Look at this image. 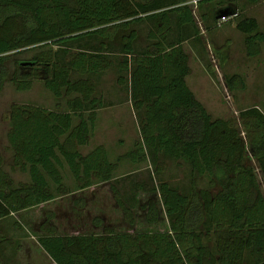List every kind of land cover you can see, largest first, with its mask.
Wrapping results in <instances>:
<instances>
[{
	"label": "trees",
	"instance_id": "1",
	"mask_svg": "<svg viewBox=\"0 0 264 264\" xmlns=\"http://www.w3.org/2000/svg\"><path fill=\"white\" fill-rule=\"evenodd\" d=\"M186 1L0 0V88L8 80L25 90L40 78L54 97L66 96L65 110L9 106L6 138L13 164L29 179L10 186L0 169V218L69 192L59 170L66 165L74 190L107 182L129 228L115 229L100 211L90 219L98 231L58 232L46 208L35 238L55 264H264V110L239 109V130L235 121L211 117L194 97L184 80L188 66L180 45L198 36ZM211 1L212 12L198 16L205 27L209 18L218 21V7L239 12L236 0H195L194 9ZM171 14L175 34L169 33ZM140 23L147 45L136 42ZM234 26L245 33V53L256 54L264 32L254 30L255 18H238ZM25 50H32L26 60L13 57ZM108 69L117 72L115 82L126 84L132 107L141 112L140 138L123 156L132 162L158 154L181 159L190 173L185 191L164 180L135 182L128 204L111 181L121 156L110 161L102 145L78 151L101 104L90 75ZM223 79L229 90L243 85L237 73ZM203 176L205 185L195 187L194 178ZM73 203L85 205L82 196ZM138 219L144 225L136 229ZM14 224L22 228L17 219Z\"/></svg>",
	"mask_w": 264,
	"mask_h": 264
},
{
	"label": "rangeland",
	"instance_id": "2",
	"mask_svg": "<svg viewBox=\"0 0 264 264\" xmlns=\"http://www.w3.org/2000/svg\"><path fill=\"white\" fill-rule=\"evenodd\" d=\"M214 2L202 3L199 11L192 8L198 30L202 28L198 20L200 11L209 12L215 6ZM236 4L239 11L237 15L231 13L225 19H218L216 24L210 18L207 19V31L202 36H196L191 45H184L188 66L185 81L211 117L235 121L237 128L241 130L239 109L256 105L264 110V41H258V52L248 56L243 41L245 33L237 29L234 22L244 16L254 17V30L264 32V0H236ZM135 28L139 39L142 34L140 31L144 30H140V26ZM31 53L32 50H25L13 57L26 60ZM12 63V60L6 62L10 69ZM116 73L114 69H108L90 75L96 80L95 95L99 97L101 104L94 110L91 133L84 144L77 146L78 151L84 154L94 146L102 145L110 161L121 156L116 162L111 181L128 204L137 190L135 182L150 185L164 180L178 191H185L189 188L190 173L188 165L181 159L158 154L155 158L145 156L132 162L123 156L124 152L132 148L134 141L140 138L138 121L141 112L138 113L132 107L126 84L119 85L115 82ZM232 73L241 77L243 85L229 90L223 75ZM65 99L64 95L54 97L43 86L40 78L33 80L25 90H16L8 80L3 82L0 88V169L7 174L10 186L27 181L29 177L26 170L13 164V150L6 138L9 106L12 103H32L65 110ZM86 113L87 111H82L84 116ZM77 118L74 116L73 122ZM240 133L244 135L242 131ZM252 164L255 165V162ZM59 170L62 182L71 188L69 192L55 196L41 205L0 218V264H55L35 238L37 225L46 208L52 210L54 216L50 221L56 225L58 232L98 231V228L91 225L90 219L100 211L105 215L103 221L109 220L115 229H129L127 223L120 218L107 182L74 190V181L66 165ZM194 182L195 187H200L205 185L206 180L204 176L195 177ZM260 187L264 194V184L261 181ZM76 196L83 197L85 205L82 209L73 203ZM14 219L21 223L22 228L14 224ZM140 221L138 219L136 229L144 225Z\"/></svg>",
	"mask_w": 264,
	"mask_h": 264
},
{
	"label": "crops",
	"instance_id": "3",
	"mask_svg": "<svg viewBox=\"0 0 264 264\" xmlns=\"http://www.w3.org/2000/svg\"><path fill=\"white\" fill-rule=\"evenodd\" d=\"M186 3H188V4H190V5H193V6H191L192 8H194L195 6H194V2L192 1V0H187L186 1ZM219 8H222V7H218L217 9H219ZM217 9L215 10V12L217 11ZM200 13L202 14V13H204L203 15L205 16V15H207L208 14V12L207 11H200ZM192 14H193V11H192ZM194 16V15H193ZM199 16V15H198ZM215 16V15H214ZM201 17V16H200ZM171 18H172V29L173 30H171L169 33L170 34H175V27H174V20H173V14H171ZM199 20V19H198ZM200 23H201V26H202V28L201 29H199L198 30V35L199 36H202L203 35V33H205V31H207L206 30V28H208V27H205V23H203L202 22V20H200ZM195 24H197L196 22H195ZM207 24V23H206ZM138 25V24H137ZM190 24L188 23L186 26H185V29H186V31L187 32H189L190 31V26H189ZM138 26H140L141 28H140V30H144V31H140L142 34H141V37L139 36V39H137V45H147L148 43H150V41H148V40H146V38H144V35H145V28H146V25H144L143 23H140ZM203 29V30H202ZM137 38H138V36H137ZM193 38L194 37H192V36H189L188 38H186V39H184V40H182L181 42H180V45L182 46V49H183V51H184V45H191V42H192V40H193ZM185 52V51H184ZM184 80H185V76H184ZM185 83H186V81H185ZM187 85V84H186ZM189 88V87H188Z\"/></svg>",
	"mask_w": 264,
	"mask_h": 264
},
{
	"label": "water",
	"instance_id": "4",
	"mask_svg": "<svg viewBox=\"0 0 264 264\" xmlns=\"http://www.w3.org/2000/svg\"><path fill=\"white\" fill-rule=\"evenodd\" d=\"M230 14L231 12L227 9V7H222V8L217 9L215 18H220V17L227 16Z\"/></svg>",
	"mask_w": 264,
	"mask_h": 264
},
{
	"label": "built area",
	"instance_id": "5",
	"mask_svg": "<svg viewBox=\"0 0 264 264\" xmlns=\"http://www.w3.org/2000/svg\"><path fill=\"white\" fill-rule=\"evenodd\" d=\"M193 2H195V0H192ZM226 16L220 17L218 19H225Z\"/></svg>",
	"mask_w": 264,
	"mask_h": 264
}]
</instances>
